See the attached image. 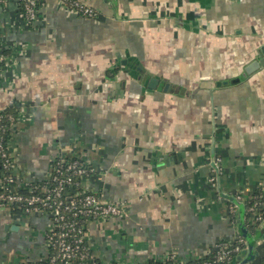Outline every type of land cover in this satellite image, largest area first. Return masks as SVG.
Returning <instances> with one entry per match:
<instances>
[{"label":"crops","instance_id":"crops-1","mask_svg":"<svg viewBox=\"0 0 264 264\" xmlns=\"http://www.w3.org/2000/svg\"><path fill=\"white\" fill-rule=\"evenodd\" d=\"M19 1L0 3L14 174L43 181L58 156L94 168L87 189L124 209L86 223L100 264L187 261L234 238L219 193L264 194V66L245 72L264 57V0H80L95 17L42 0L31 24ZM48 227L0 208V264L46 260Z\"/></svg>","mask_w":264,"mask_h":264},{"label":"built area","instance_id":"built-area-1","mask_svg":"<svg viewBox=\"0 0 264 264\" xmlns=\"http://www.w3.org/2000/svg\"><path fill=\"white\" fill-rule=\"evenodd\" d=\"M6 0H0L4 3ZM42 0H20V16L31 24L37 15L38 5ZM63 5L73 9L85 17H95L96 11L80 0H59ZM0 44V67L6 65L9 57ZM17 121L15 112H0V208L15 205L21 213L27 215L45 214L49 219L46 232L48 248L47 264H98L86 242V223L90 220L120 216L124 209L116 201H105L92 190H88L85 182L95 171L81 157L58 156L52 162L48 177L40 182H25L13 172V166L8 150L7 137L12 126ZM214 165L219 167L216 159ZM212 165V163H211ZM210 181L216 180V171ZM217 181V180H216ZM28 189V194L18 190ZM245 207V212L260 210L254 217L256 224L264 223V194L243 198L241 194L234 195ZM229 204L230 221L236 225V235L232 239L217 241L204 257L182 261L176 254L170 253L161 261H151L144 264H236L243 258L245 239L237 230L238 211L235 205ZM249 264H264V239L256 243L255 260Z\"/></svg>","mask_w":264,"mask_h":264},{"label":"water","instance_id":"water-1","mask_svg":"<svg viewBox=\"0 0 264 264\" xmlns=\"http://www.w3.org/2000/svg\"><path fill=\"white\" fill-rule=\"evenodd\" d=\"M262 52L264 53V44L260 47ZM264 66V57L259 58L257 60L252 61L250 64H248L245 68L246 73H251L254 70L258 69L259 67ZM226 82H223L225 84ZM157 85V80L156 78H150L148 81V86L150 88H154ZM164 91L168 89V85L165 84L163 86ZM178 156V154H176ZM213 156L211 157V163L212 166L215 168L216 171V180L218 182V177H219V172H217V167L214 165ZM173 158L166 157L164 158L165 164L167 165ZM221 194V197L228 202L232 203L233 205L236 206L237 211H238V222H237V230L238 232L243 236L245 239V250L243 251L244 257L243 258H238L239 261L236 264H249L255 260L256 257V243L259 240L264 239V223L263 226L259 229L254 231L253 233H250L248 228L245 225V206L244 204L239 201L234 195H229V194Z\"/></svg>","mask_w":264,"mask_h":264},{"label":"trees","instance_id":"trees-1","mask_svg":"<svg viewBox=\"0 0 264 264\" xmlns=\"http://www.w3.org/2000/svg\"><path fill=\"white\" fill-rule=\"evenodd\" d=\"M7 112H14V111H11V109H6L4 111L1 112V114H6ZM44 181H41L40 183L42 184ZM20 193L22 194H28V189L26 187H22L21 189L18 190ZM249 206V204L247 202H245V207ZM11 209L13 210V212H16V213H21V209L20 208H17V206L15 205H11L10 206ZM260 212V210H256L255 212H249V211H246L245 212V225L246 227L248 228V230L250 231V233H253L254 230H256L258 224H256L254 222V217L256 216V214ZM96 259V258H94ZM96 261L99 263V261L96 259ZM48 261L47 260H43V261H40V262H36V263H31V264H47ZM30 264V263H29Z\"/></svg>","mask_w":264,"mask_h":264},{"label":"rangeland","instance_id":"rangeland-1","mask_svg":"<svg viewBox=\"0 0 264 264\" xmlns=\"http://www.w3.org/2000/svg\"><path fill=\"white\" fill-rule=\"evenodd\" d=\"M254 231H255V230H254ZM254 231H253V232H254ZM253 234H254V233H253Z\"/></svg>","mask_w":264,"mask_h":264}]
</instances>
